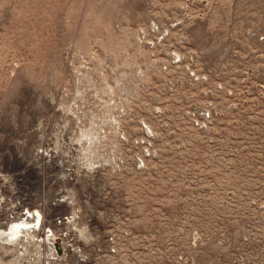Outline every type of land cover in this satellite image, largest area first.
<instances>
[{"label":"rangeland","instance_id":"rangeland-1","mask_svg":"<svg viewBox=\"0 0 264 264\" xmlns=\"http://www.w3.org/2000/svg\"><path fill=\"white\" fill-rule=\"evenodd\" d=\"M0 264H264V0H0Z\"/></svg>","mask_w":264,"mask_h":264},{"label":"bare ground","instance_id":"bare-ground-1","mask_svg":"<svg viewBox=\"0 0 264 264\" xmlns=\"http://www.w3.org/2000/svg\"><path fill=\"white\" fill-rule=\"evenodd\" d=\"M27 214H28V217L26 219H23L21 221H18L12 224L10 228L11 229L10 234H11L12 239L18 236H21V235H24V236L27 235L28 233H30V228H34V226L36 227V225L39 226L40 221L42 222V214L40 211L29 210ZM29 217H34V219L30 220Z\"/></svg>","mask_w":264,"mask_h":264},{"label":"built area","instance_id":"built-area-1","mask_svg":"<svg viewBox=\"0 0 264 264\" xmlns=\"http://www.w3.org/2000/svg\"><path fill=\"white\" fill-rule=\"evenodd\" d=\"M200 122V121H199ZM201 124H204V122L203 121H201ZM50 231H52V230H50ZM50 236H53L54 234L51 232V234H49ZM46 237H48V236H46ZM110 240L112 241V243H114L115 242V236L114 235H111L110 236Z\"/></svg>","mask_w":264,"mask_h":264},{"label":"clouds","instance_id":"clouds-1","mask_svg":"<svg viewBox=\"0 0 264 264\" xmlns=\"http://www.w3.org/2000/svg\"><path fill=\"white\" fill-rule=\"evenodd\" d=\"M14 231H15V229H14Z\"/></svg>","mask_w":264,"mask_h":264}]
</instances>
